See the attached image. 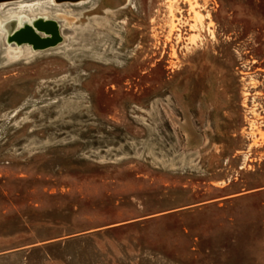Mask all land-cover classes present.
Wrapping results in <instances>:
<instances>
[{
	"label": "rangeland",
	"instance_id": "1",
	"mask_svg": "<svg viewBox=\"0 0 264 264\" xmlns=\"http://www.w3.org/2000/svg\"><path fill=\"white\" fill-rule=\"evenodd\" d=\"M0 264H264V0L1 3Z\"/></svg>",
	"mask_w": 264,
	"mask_h": 264
},
{
	"label": "bare ground",
	"instance_id": "2",
	"mask_svg": "<svg viewBox=\"0 0 264 264\" xmlns=\"http://www.w3.org/2000/svg\"><path fill=\"white\" fill-rule=\"evenodd\" d=\"M1 3H4V2H1ZM18 24H20L21 28L20 30H17L13 34V37H12L16 43L24 41V42L29 43L33 48H38V47L47 45L49 41H39L38 39L31 36V34H33V31H35V29L42 31L44 34L48 33L49 34L48 37L55 36L54 25L52 22H49L46 18L41 19L38 17V19H36L35 17V19H28V20L25 18H22V19L20 18V21L18 22Z\"/></svg>",
	"mask_w": 264,
	"mask_h": 264
},
{
	"label": "water",
	"instance_id": "3",
	"mask_svg": "<svg viewBox=\"0 0 264 264\" xmlns=\"http://www.w3.org/2000/svg\"><path fill=\"white\" fill-rule=\"evenodd\" d=\"M8 1H14V0H0L1 2H8ZM83 0H54L55 3H78Z\"/></svg>",
	"mask_w": 264,
	"mask_h": 264
}]
</instances>
